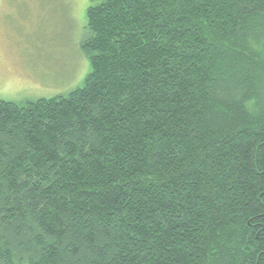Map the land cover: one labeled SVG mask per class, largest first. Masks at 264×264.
<instances>
[{"label":"trees","instance_id":"trees-1","mask_svg":"<svg viewBox=\"0 0 264 264\" xmlns=\"http://www.w3.org/2000/svg\"><path fill=\"white\" fill-rule=\"evenodd\" d=\"M65 96L0 100V264H264V0H93Z\"/></svg>","mask_w":264,"mask_h":264},{"label":"rangeland","instance_id":"rangeland-1","mask_svg":"<svg viewBox=\"0 0 264 264\" xmlns=\"http://www.w3.org/2000/svg\"><path fill=\"white\" fill-rule=\"evenodd\" d=\"M93 0H0V100L65 96L90 71L81 54Z\"/></svg>","mask_w":264,"mask_h":264}]
</instances>
